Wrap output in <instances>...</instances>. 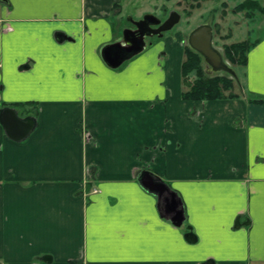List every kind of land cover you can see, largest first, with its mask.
<instances>
[{"label":"crops","instance_id":"obj_1","mask_svg":"<svg viewBox=\"0 0 264 264\" xmlns=\"http://www.w3.org/2000/svg\"><path fill=\"white\" fill-rule=\"evenodd\" d=\"M125 1H0V109L35 120L21 142L0 124V263L264 264V104L246 101L264 98V37L245 97L186 101L182 36L103 61ZM144 171L181 200V226Z\"/></svg>","mask_w":264,"mask_h":264},{"label":"rangeland","instance_id":"obj_2","mask_svg":"<svg viewBox=\"0 0 264 264\" xmlns=\"http://www.w3.org/2000/svg\"><path fill=\"white\" fill-rule=\"evenodd\" d=\"M244 1L246 0H126L121 7L123 16L120 24L123 25L122 32L124 30L130 32L126 35L125 41L122 40V35L119 42L122 46L130 45L132 35L138 32V23L144 20L145 16H153L163 23L171 12H176L179 15V22L170 31L158 38L146 35L140 39L143 46L141 52L158 41L174 40V36H182L183 45H186L187 36L194 28L210 24L213 32L212 44L223 56L224 45L243 40L255 42L264 37V13L258 10L233 12V9ZM252 1H256L264 8V0ZM163 19L165 20L161 22ZM223 60L235 73L233 76L236 82L235 92L245 94L243 91L245 67L232 66L224 57ZM205 69L208 74H214L209 71L207 65Z\"/></svg>","mask_w":264,"mask_h":264},{"label":"water","instance_id":"obj_3","mask_svg":"<svg viewBox=\"0 0 264 264\" xmlns=\"http://www.w3.org/2000/svg\"><path fill=\"white\" fill-rule=\"evenodd\" d=\"M149 18L154 17L145 16L144 20L139 23H146ZM178 22L179 15L176 12H171L169 17L159 26L155 33H159V37H161L163 33L170 31ZM159 23L160 21L157 20L156 24ZM129 32L130 30H124L122 32L123 41H125L126 35ZM212 40L213 32L210 24L197 26L187 36L189 48L202 56L204 64L210 68L209 71L211 73L226 72L234 76L235 73L224 62L222 54L214 48ZM142 50V42L133 50L129 48V45L122 46L119 42L104 47L101 51V57L109 67L116 69ZM0 124L5 135L10 140L21 142L26 139L34 129L35 120L32 117L21 118L16 109L4 107L0 109ZM138 181L143 189L157 196L158 201L162 204L165 217H169L174 226L179 227L184 223L185 216L182 209V202L174 192L169 190L166 184L148 171L142 172ZM236 227H238V225ZM185 238L186 240H195L194 235L190 233L186 234ZM201 264L214 263L212 260H207Z\"/></svg>","mask_w":264,"mask_h":264},{"label":"trees","instance_id":"obj_4","mask_svg":"<svg viewBox=\"0 0 264 264\" xmlns=\"http://www.w3.org/2000/svg\"><path fill=\"white\" fill-rule=\"evenodd\" d=\"M244 10H258L264 13V8L259 6L256 1L252 0H246L238 4L233 9V12L238 13ZM257 43L258 41L250 42L248 40H243L224 45L223 57L232 66L245 67L247 54ZM180 77L182 84L181 98L186 101L205 102L245 97L241 92H235L234 88L236 82L233 75L226 72L208 74L202 56L191 50L187 43L183 48ZM246 101L249 103L264 104V98L246 97ZM10 106L21 109L24 108L25 104H11Z\"/></svg>","mask_w":264,"mask_h":264},{"label":"flooded vegetation","instance_id":"obj_5","mask_svg":"<svg viewBox=\"0 0 264 264\" xmlns=\"http://www.w3.org/2000/svg\"><path fill=\"white\" fill-rule=\"evenodd\" d=\"M164 20L165 19H163L161 22H163ZM156 21L157 20L155 18H149L146 23H138V32L132 35V40L130 42L129 48H131L132 50L136 49L139 43H141L140 39L144 38L146 35L158 38L159 33L156 34L155 32H157V29L162 23L156 24Z\"/></svg>","mask_w":264,"mask_h":264},{"label":"built area","instance_id":"obj_6","mask_svg":"<svg viewBox=\"0 0 264 264\" xmlns=\"http://www.w3.org/2000/svg\"><path fill=\"white\" fill-rule=\"evenodd\" d=\"M97 192H99V190L97 189V188H92L91 189V191H89V192H84V194H83V196L85 197V198H87L89 195H91V194H96Z\"/></svg>","mask_w":264,"mask_h":264}]
</instances>
